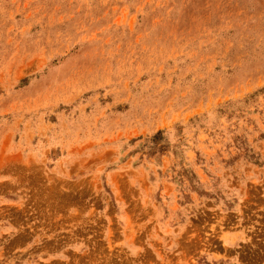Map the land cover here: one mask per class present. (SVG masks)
I'll return each instance as SVG.
<instances>
[{
  "label": "rangeland",
  "instance_id": "obj_1",
  "mask_svg": "<svg viewBox=\"0 0 264 264\" xmlns=\"http://www.w3.org/2000/svg\"><path fill=\"white\" fill-rule=\"evenodd\" d=\"M0 264H264V0H0Z\"/></svg>",
  "mask_w": 264,
  "mask_h": 264
}]
</instances>
